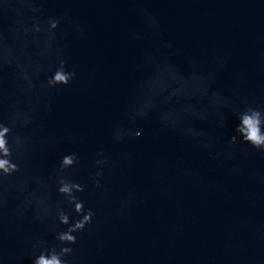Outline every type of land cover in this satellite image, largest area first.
Returning a JSON list of instances; mask_svg holds the SVG:
<instances>
[{
	"label": "water",
	"instance_id": "obj_1",
	"mask_svg": "<svg viewBox=\"0 0 264 264\" xmlns=\"http://www.w3.org/2000/svg\"><path fill=\"white\" fill-rule=\"evenodd\" d=\"M49 16L63 19L41 57L43 42L36 47L24 29ZM0 26L14 58L31 57L30 74L61 58L76 72L59 92L40 87L44 74L34 76L36 88L23 96L15 69H4V114L35 108L32 123L18 129L30 158L13 195L24 184L31 191L38 175L47 180L65 154L81 158L70 172L87 185L79 195L95 216L75 234L70 264H264V152L228 143L238 120L225 107L264 108V0H0ZM162 58L175 67L152 68ZM143 80L173 96L161 107L170 117L186 105L206 112L181 128L207 135L162 126L155 112L130 120ZM118 125L142 134L117 141ZM105 157L97 189L89 177ZM50 191L53 203L62 201L55 186ZM18 203L10 199L4 212L0 264H33L36 240L55 243L52 221H33L34 211L22 215Z\"/></svg>",
	"mask_w": 264,
	"mask_h": 264
},
{
	"label": "clouds",
	"instance_id": "obj_2",
	"mask_svg": "<svg viewBox=\"0 0 264 264\" xmlns=\"http://www.w3.org/2000/svg\"><path fill=\"white\" fill-rule=\"evenodd\" d=\"M19 2H24V0H19ZM5 3H9V0H5ZM32 11L39 12L40 9L33 8ZM62 19V17L49 16L45 20H37L30 29H24L25 33L30 31L33 34L32 43L36 47L40 48L43 42L44 47L39 53L41 57L45 56L51 48V41L55 39ZM4 49H7L10 55L7 58L0 56V226H2L9 200L15 199L19 202L16 205V210L21 211L22 215L24 212L32 210L35 213L32 217L33 221L45 224L52 221L51 227L55 230V243L49 244L43 240H36L31 245L35 256L33 264H70L68 257L73 255L74 248L72 246L78 242L75 234L83 232L87 226L91 225L95 216L91 208L85 207L84 201L79 195L86 191L87 185L74 179L70 172L71 169H75L81 164V158L76 152L65 154L61 158L59 166L47 180L43 179L42 175H38L36 186L31 191H29L28 185L24 184L13 195V189H17L20 177H23L27 171L26 161L30 158L28 138L22 137L18 129L32 123L31 117L35 114V108H29L25 113L22 107H14V110L9 111L7 115L4 114V83L6 79L4 69L6 67L15 69L11 79L23 96H27L36 88L34 76L35 80H39L40 75L44 74L40 87L59 92L63 87L72 84L76 79V72L69 70L67 62L61 58L50 64L47 69L37 65L34 72L30 74L31 57L26 51H20L19 56L14 58V50L9 44L8 36L0 26V50ZM56 51L58 54L60 53L59 49ZM23 57H27V59H22ZM161 63L175 67L167 59L162 58L160 61L154 62L152 68ZM48 71H51V75H47ZM197 75L199 76V74ZM202 78L200 77V79ZM210 87L209 84L204 89L205 95L209 94ZM138 89L140 95L134 99L131 109L127 112L130 120L135 121L137 117H145L149 112H155L162 126L171 127L173 130L179 129L185 135H207L202 129L181 128V124L189 117L200 120L208 119L206 112L197 109L195 105H186L181 114L170 117L168 113L161 111V107L172 102V95L162 96L165 89L150 88L147 80L140 81ZM211 95L216 99L221 97L219 92H212ZM225 107H229L238 120L235 134L229 138L228 143L232 146L247 144L255 150L264 152V108L251 104H247L243 108L230 105H225ZM49 110H51L50 106ZM224 121V113H221L218 124L223 126ZM141 134L140 131L125 129L118 125L114 130L113 138L121 141L125 137L137 138ZM204 146L208 147L209 145L205 144ZM96 156L103 157V152H97ZM107 164L106 157L95 160L96 171L89 179L93 181V186L97 189L102 187L100 181L104 174L102 166ZM52 186H55L56 196L62 198V201L58 200L53 203V194L50 191ZM61 204L67 206L69 210L66 211ZM34 205L35 207H33ZM72 213H75L77 218L74 219ZM0 258H2V252H0Z\"/></svg>",
	"mask_w": 264,
	"mask_h": 264
}]
</instances>
